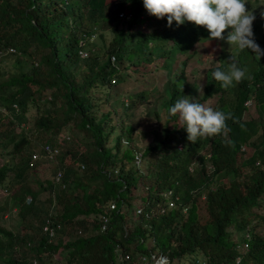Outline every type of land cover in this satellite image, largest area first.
Instances as JSON below:
<instances>
[{"label": "trees", "instance_id": "trees-1", "mask_svg": "<svg viewBox=\"0 0 264 264\" xmlns=\"http://www.w3.org/2000/svg\"><path fill=\"white\" fill-rule=\"evenodd\" d=\"M254 14L264 49V19ZM183 24L169 27L143 0H0V155L9 157L0 162V264H113L129 249L135 264V252L146 248L164 253L167 264H264V56L231 48L246 78L228 89L200 67L196 102L236 122L226 121L228 144L223 135L193 143L169 109L188 99L185 60L202 64L222 40ZM182 50L184 59L176 56ZM227 56L220 51L218 59ZM127 77L135 89L117 101L115 89L131 87ZM156 77L169 79L161 129L137 146L126 120L156 89ZM248 97L256 119L243 117ZM43 144L55 155L45 156ZM44 163L52 165L49 178L37 176ZM167 189L173 207L149 218L135 213L166 205ZM100 214L108 215L103 231ZM45 219L53 237L42 229Z\"/></svg>", "mask_w": 264, "mask_h": 264}, {"label": "clouds", "instance_id": "clouds-1", "mask_svg": "<svg viewBox=\"0 0 264 264\" xmlns=\"http://www.w3.org/2000/svg\"><path fill=\"white\" fill-rule=\"evenodd\" d=\"M247 3L248 0H143V6L147 12L157 19L166 17L169 27L172 26L173 21L179 28L184 26L185 21L194 22L208 30L209 39L226 40L230 47L234 45L232 47L234 50L236 48L251 50L260 59L264 56V49H261L255 41L253 24L256 23L254 21L256 16L253 11L246 7L248 6ZM255 5L260 8L261 18L264 19L262 3L261 5L255 3ZM119 16L128 17L122 12L119 13ZM193 27L195 26L193 25ZM229 28L231 31L225 36L224 33ZM230 49L227 51V57L223 60L218 59L219 62L216 65L207 67L212 68V78L220 84L222 89L233 87L246 78V70L240 68L233 55L230 56ZM181 52L184 51H179V53ZM110 59L114 61L113 56L112 58L110 56ZM221 61L226 64V61H229V64L222 65ZM200 67L204 66L200 65ZM181 90L183 91V86ZM198 90L200 94L203 93L202 87ZM252 98L248 97L246 100H253ZM169 114L170 116L178 115L180 126L186 128L187 139L193 143L197 142L198 138H213L223 135L225 137L224 143L228 144L229 141L226 137L230 129L226 121L231 119L236 122L231 112L225 113L220 110H213L211 107H205L196 102L195 97L192 100L178 99L170 107Z\"/></svg>", "mask_w": 264, "mask_h": 264}, {"label": "rangeland", "instance_id": "rangeland-1", "mask_svg": "<svg viewBox=\"0 0 264 264\" xmlns=\"http://www.w3.org/2000/svg\"><path fill=\"white\" fill-rule=\"evenodd\" d=\"M253 3H257V5H261V0H258V2L256 0H249V2L247 3L248 6H246L250 11H253V13L256 10L258 12L260 10V8ZM229 31H231L230 28L226 29L224 35L227 36V33ZM106 35H109V33ZM95 38H96V36L94 37V39ZM108 40H109V38H107V37L104 39H101L103 44H106V42ZM96 41H97V39H96ZM97 42L99 43V40ZM233 46L230 47L229 44L226 42V40H222V42L218 43V45L216 46V48L214 50H211V51L206 53V58L202 64H201L199 57L196 60H194L193 62L192 61L190 62V60H185V74H186V81H187L186 89H187V93H188V99L192 100L193 97H195V99H196V94H198L200 92L198 89L200 88L199 87L200 84H202V82H203V80L199 76L200 65H203L205 68L216 65L219 62V60H218L219 52L220 51H228ZM176 56L181 58V59H184V54L182 52L176 53ZM226 60H229V58L228 59L226 58ZM123 73H124V71L119 70L117 77H119L121 74H122V77L125 76ZM125 80L130 82L131 87L123 88L121 90V94H119L117 92V90L115 89L114 94L117 95L116 96L117 101H118V99H120V96H123V98H124V96L128 92H132L135 89V86H132L133 84H132L131 78L127 77ZM157 80H158V78L156 77V83H157L156 89H154V87H152L150 89V94H149L148 99L146 101H144L142 104L138 105L132 111L131 117L128 120H126V123L132 124V127H133L132 137L136 141L135 144L137 146H140V145L142 146L144 144L145 138L148 135L147 131H150L151 129L158 131L161 129V122L163 121V118H164V108L166 107L167 96L169 94V79L165 80V78H164V79H162V81L160 83ZM146 81H148V80L140 79V83H145ZM146 85H148V84H146ZM139 87L141 88V85ZM215 98H216V96L213 95L211 98H209V100L212 102ZM215 103H216V99H215ZM245 104H246V109L244 110L243 117L247 118V117L251 116L250 118H253V119L258 118L256 111H255V108H254L253 100L248 99L245 101ZM179 145L180 144L178 143L176 145V147H178ZM2 154H4L3 151H2ZM8 158L9 157L7 155H4V156L0 155V162L3 160H6ZM139 164H140V161H139ZM51 166H52L51 164L47 165V163L39 165L38 170L36 171L37 176L42 177V178H49L50 174H51V169H52ZM206 167L208 169L210 168L208 161L206 162ZM4 195H5V192H4L3 188L0 186V202H1V200H3ZM256 208L259 211H261L260 206L256 207ZM14 219H16V218L13 216V219H11L10 224H15ZM137 230H138V232H141V235L143 238L142 244L145 247H150V233H149V231L143 225L137 226ZM169 264H174V262L172 261Z\"/></svg>", "mask_w": 264, "mask_h": 264}, {"label": "built area", "instance_id": "built-area-1", "mask_svg": "<svg viewBox=\"0 0 264 264\" xmlns=\"http://www.w3.org/2000/svg\"><path fill=\"white\" fill-rule=\"evenodd\" d=\"M80 54L84 55L85 53L80 52ZM111 58H112V56H111ZM37 147L43 149L45 151V156H47L49 158L53 154L55 155V153L57 152L56 147H51L49 144H43L42 146L37 145ZM38 148H36L37 151L34 150L30 154V158L33 161L37 158ZM44 158H46V157H44ZM133 161L136 165L139 164V161H140V153L139 152H136L134 154ZM80 166L82 167V165H80ZM52 179L55 183H58L61 179V171L57 170L54 173ZM163 194L166 197V205H160V206L155 205L153 208H150L148 210H143L142 208L137 207L135 209V213L138 215H142L144 218H149L151 215L155 214V212L161 213V212H164L167 208L173 207L175 205V201L171 197V194H172L171 189H167ZM115 205H116V203L113 201H110L108 204L110 209L115 208ZM182 209L184 210V208H182ZM98 219H99V230L100 231L105 230L107 222H108V215L100 214ZM56 227H58V224H55V228ZM42 229H43V231L46 232L47 236H49V237H53L55 234L54 224H51L48 219H45L43 226H42ZM140 240H142V239L140 238ZM243 245L246 246L245 243H243ZM131 253H132L131 249L123 252L122 254L120 252H118L117 253L118 256L114 260L113 264H134V263L130 262ZM135 257H136L135 264H167V262H168V258L164 253L158 252L155 250H150L149 248H147L145 252L136 251ZM237 259H238V257H236V261H237ZM198 264H206V262L204 260H200Z\"/></svg>", "mask_w": 264, "mask_h": 264}]
</instances>
